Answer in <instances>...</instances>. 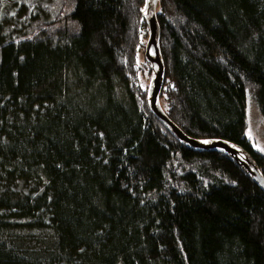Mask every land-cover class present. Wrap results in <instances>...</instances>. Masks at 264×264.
I'll return each mask as SVG.
<instances>
[{
	"label": "trees",
	"instance_id": "obj_1",
	"mask_svg": "<svg viewBox=\"0 0 264 264\" xmlns=\"http://www.w3.org/2000/svg\"><path fill=\"white\" fill-rule=\"evenodd\" d=\"M34 2L0 7V264H264L263 189L150 110L146 0H63L58 18ZM156 14L165 113L264 175L247 135L251 105L264 119V0Z\"/></svg>",
	"mask_w": 264,
	"mask_h": 264
},
{
	"label": "water",
	"instance_id": "obj_2",
	"mask_svg": "<svg viewBox=\"0 0 264 264\" xmlns=\"http://www.w3.org/2000/svg\"><path fill=\"white\" fill-rule=\"evenodd\" d=\"M158 0H146V20L150 27V40L146 47L145 60L151 65L153 77L148 92L152 114L168 129L182 145L200 152L218 150L236 161L241 168L263 189L264 175L250 156L230 143L217 140H196L188 137L165 113L161 104V93L165 81V63L159 48L161 28L157 19Z\"/></svg>",
	"mask_w": 264,
	"mask_h": 264
},
{
	"label": "rangeland",
	"instance_id": "obj_3",
	"mask_svg": "<svg viewBox=\"0 0 264 264\" xmlns=\"http://www.w3.org/2000/svg\"><path fill=\"white\" fill-rule=\"evenodd\" d=\"M14 1H16V0H0V7L1 8H2V2L3 3L5 2V5L2 8L4 13H6L9 8H14V6H13ZM44 3L47 5L48 9L50 7V9H49L50 14H52V16L54 18H58L62 14L63 10H69L68 8L64 7L65 2H63V0H55L51 4V6H50L49 0H37V2H34L32 6L44 4ZM1 14L2 13H0V15ZM35 14H37V12H35ZM41 14L43 16H46V17L51 16L48 13L41 12ZM67 16L68 15H66V16L64 15V17H62L61 20L64 21L67 18ZM16 17H18V16H16ZM18 18H20L21 20H24L25 19V13H22L20 15V17H18ZM24 21H26V19ZM24 21H21V22H24ZM12 23H13V19H11V18H7L4 20V26L12 25ZM15 23H18V22H15ZM4 26H3V28H4ZM42 27H48L49 28V26L47 24H43ZM138 77L141 80L143 87H147V89H149L150 82H151L152 77H153V71H152L151 65H150V67H147L145 69H141V70L139 69ZM162 103H163L164 107L166 109H168V102H167L166 97L164 98V100H162ZM247 135H248V138L250 139L252 145L257 150H259L260 152H262L264 154V119L262 118L258 109L252 105L249 108V130H248ZM174 167H175V165H174ZM190 169H192V167H190L188 165H184V166H180V167L176 168L177 172H179V170L182 172H187V171H190Z\"/></svg>",
	"mask_w": 264,
	"mask_h": 264
}]
</instances>
